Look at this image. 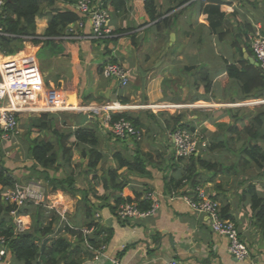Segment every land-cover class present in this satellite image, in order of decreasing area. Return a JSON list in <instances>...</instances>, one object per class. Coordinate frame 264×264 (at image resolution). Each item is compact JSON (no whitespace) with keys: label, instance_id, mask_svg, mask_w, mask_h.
Returning <instances> with one entry per match:
<instances>
[{"label":"crops","instance_id":"0c3cea01","mask_svg":"<svg viewBox=\"0 0 264 264\" xmlns=\"http://www.w3.org/2000/svg\"><path fill=\"white\" fill-rule=\"evenodd\" d=\"M143 3L144 0H125V5L119 4L120 9L110 4L111 38L93 42L67 40L62 47L66 51L65 56L55 57L54 49H44V42L27 45L25 52L18 55L22 61H26L31 46L42 71L45 89L59 90L71 105H122L118 100L120 97L129 99V104L122 106L129 107L124 112L141 118V141L135 143L134 140L115 139L102 122V115L84 113V110L76 108L51 113L55 117L52 130H30L33 115H26L20 121V134L10 142H0L6 165L22 181V186L39 183L27 181L29 173L23 169L32 163L29 140L54 141V130L69 135L79 127L96 129L103 154L97 180H93V175L83 173L82 149L76 147L73 148L72 163L67 167L72 170L66 168L68 174H73L81 188L94 189L103 195L101 177L107 170L116 169V151L131 156L138 151L141 158L147 160L146 171L119 170L121 180L128 185L121 195L136 201L138 195L140 200H144L147 193L154 192L160 208L153 216L125 220L115 216L109 208L96 211L95 222L105 229H112L113 236L102 246L105 250L98 258L87 259L83 264H167L172 259L183 264H264L262 234L256 226L255 215L246 195L249 176L253 177L252 184L257 190L264 192V168H253L246 172L239 170L237 175L202 172L203 180H207L202 184L203 189L219 203L222 218L236 224L240 238L251 251L250 259L243 261L232 257L229 240L213 233L207 218L191 209L185 200L194 192L189 182L172 192L166 186V182L172 178L181 179L189 164L188 159L176 158L171 138L180 117L179 125L198 128L206 136L211 146L204 154L207 159L225 161L226 165H230L236 158L232 152L216 150L212 145L235 138L236 135L228 129L234 127L237 120L241 119L238 122L240 127L245 126L243 115L249 111L245 109L247 107H238L239 103L258 100L247 98L241 83L228 78L227 69L235 65L242 70L245 62L258 68L257 62L252 64L249 61V57L255 58L242 46L239 38L247 24L251 26V32L257 27L264 30V4L253 6L233 0L219 32L204 23L199 7H188L178 15L174 26L160 35L157 21L149 23L146 11H140ZM157 6V13L166 17L164 10L169 6L168 0H157ZM86 24L89 28V22ZM47 27V16L37 19L39 37L45 35ZM58 49L55 48V52ZM42 50L49 61L47 67L38 59ZM108 63H119L126 69L130 78L126 89H121L116 81L103 77V68ZM209 83L211 88L208 90L206 87ZM159 104L202 105L186 106L177 113L169 114H156L144 107ZM69 141L71 146L73 139L69 138ZM12 145L16 147L13 152L10 151ZM40 183L47 196L58 194H53L46 183ZM63 194L66 203L74 208L69 215L74 216L78 201ZM90 200L92 204H98L97 200ZM114 203V197H111L110 204ZM78 220L80 223L85 221ZM12 263L11 258L6 262Z\"/></svg>","mask_w":264,"mask_h":264},{"label":"trees","instance_id":"16d2710c","mask_svg":"<svg viewBox=\"0 0 264 264\" xmlns=\"http://www.w3.org/2000/svg\"><path fill=\"white\" fill-rule=\"evenodd\" d=\"M5 1L4 10L0 14V27L10 36H0L1 51L6 52L9 56L24 53L23 38L39 37L37 19L47 16L48 27L43 36L47 39L43 41V47L44 49H54L55 57L66 55V51L62 47L66 45L67 40L63 37L66 36L67 27L81 19V15L71 8L79 0ZM232 1L168 0L169 6L164 10L165 17L164 14L157 13V0H144L140 11H146L149 23L157 21L158 32L161 35L165 30L174 26L178 15L186 11L188 7H199L203 12L204 23L219 32ZM239 1L253 6H257L259 3L264 4V0ZM94 3L100 4L104 8L112 4L116 9H120L119 4L125 5V0H94ZM250 32L251 26L245 25L239 42L253 55L246 38ZM40 43V39L33 41V44L36 45ZM133 43L136 45L137 42L134 41ZM55 48H59L57 52H55ZM14 61L22 62L21 56H17ZM227 74L229 79H235L241 83L243 93L248 96L247 98L264 99V76L259 68L245 62L242 70H239L235 65L229 66ZM210 88L211 83L207 85L206 89L209 90ZM118 100L122 105H127L130 102L129 99L121 97ZM248 111L247 114L243 115V120L246 121L244 127L238 125V122L241 121L239 119L234 127L228 129L229 132L236 135L235 138L212 145L216 150L232 152L236 156L233 162L226 165L225 161L214 162L204 155L193 156L188 159L189 164L181 179L172 178L166 182L170 192L180 189L187 181L194 191L191 197L197 198V189L203 188L202 184L207 182V180H203V171L212 172L214 175L226 173L237 175L240 171L246 172L253 168H264V106ZM150 117L154 119L153 115ZM54 119V115L50 113L42 114L39 117L33 116L30 119V130H52L55 127ZM121 119L129 121L138 130L143 126L141 118L130 112L116 113L112 115L111 122L106 124L111 136H114V123ZM180 123L181 117L174 125L175 130L190 129L179 125ZM54 132L56 138L51 142L29 140L32 163L23 169L29 173L27 181L35 180L39 183H46L48 188H52L53 193H65L77 199L76 212L74 216L67 215L68 223L66 225L64 222L62 223L61 216L55 211L49 210L45 204L34 205L28 202L22 212L30 216L31 226L24 232L16 233L10 216L13 207L4 201L2 202V199L6 189L15 188L23 183L14 176L13 171L6 165L4 153L0 148V185L2 186L0 190V237H4L7 248L6 255L1 260L2 264H6L9 258L13 260L12 264H83L87 259H94L96 253L113 236L112 229H105L95 222L94 213L96 211L109 208L117 216L118 209L122 204L136 202L139 210L144 212L152 206L151 201L140 200V195L136 201L121 195L128 185L124 180H121L118 174L119 170L127 168L129 171L138 173L146 171L147 160L142 159L138 151L135 156L123 151H116L114 156L117 163L116 169L107 170L101 177L104 194L100 195L94 189L81 188L73 174H68L66 170L67 166L72 163L73 148L76 147L82 149L83 173L87 176L93 175V180H97V170L103 159L99 132L87 127H79L69 135L60 134L57 130ZM69 138L73 139L71 146ZM135 143L138 142L135 141ZM210 147L209 145L205 150L206 153ZM176 158L178 160L183 159ZM252 181L253 177L249 176L246 195L249 197L255 215L256 226L261 231L264 248V192H259ZM111 197H114V205L110 204ZM90 198L97 200L98 204H92ZM78 218L82 221L85 219V221L80 223ZM62 226L65 234L58 235L56 230L61 229ZM83 229H93V234L85 235Z\"/></svg>","mask_w":264,"mask_h":264},{"label":"built area","instance_id":"2783aa9c","mask_svg":"<svg viewBox=\"0 0 264 264\" xmlns=\"http://www.w3.org/2000/svg\"><path fill=\"white\" fill-rule=\"evenodd\" d=\"M5 0H0V14L4 10ZM81 15L75 24L67 27L66 36L63 39L69 41H103L111 38L113 33L110 29L111 10L102 5L94 3V0H79L71 7ZM89 22V28L87 24ZM0 36L9 37L0 27ZM253 56L264 76V30L257 27L246 37ZM25 47L33 44L34 40L45 41V37L23 38ZM21 54L9 56L0 49V142H10L20 134V121L23 115L40 116L42 114H56L68 112L69 109L76 108L84 110L85 113H96L102 115V122L106 125L112 120V115L123 113L127 106L118 104H93L86 106L71 105L59 90H46L43 81L42 71L37 62L14 61ZM103 77L116 81L121 89L129 86L130 78L126 69L119 63H108L102 71ZM43 95V99H42ZM238 107L264 105V99L251 100L239 103ZM178 104H159L144 106L154 113L173 112L185 109L186 106ZM74 106V107H71ZM142 107V106H141ZM171 107V108H168ZM121 108V109H115ZM204 108V107H197ZM114 138L117 140H135L140 142L142 134L129 121L121 119L113 125ZM199 130L177 129L171 134L175 156L189 159L193 156H200L209 147L208 140L201 136ZM54 194V193H53ZM151 201L152 206L148 211H141L136 202L122 204L117 213L120 219H143L155 215L160 204L154 192H149L144 197ZM191 209L207 218L210 229L213 233L224 236L229 240V253L237 260H248L251 251L246 243L240 238L239 231L235 223L222 218L219 203L215 202L203 188L197 189V198L186 197ZM3 201L12 206L10 213L14 231L21 233L31 226V218L22 212L28 202L34 205L45 204L49 210L55 211L61 216L62 223H68L69 207L63 193L47 196L45 188L41 183H32L26 186L17 185L4 191ZM98 217V215H97ZM93 229H83L85 235H90ZM102 247L97 252L98 258ZM4 237H0V261L6 255ZM167 264H183L179 260L172 259Z\"/></svg>","mask_w":264,"mask_h":264},{"label":"rangeland","instance_id":"374dc122","mask_svg":"<svg viewBox=\"0 0 264 264\" xmlns=\"http://www.w3.org/2000/svg\"><path fill=\"white\" fill-rule=\"evenodd\" d=\"M34 53H35V51H34ZM253 54V53H252ZM38 59L40 60V62L45 66V67H47L48 66V64H49V61L47 60V58H46V54H45V52L42 50L40 53H39V55H38ZM248 102V101H247ZM77 106H83V105H77ZM262 106H264V105H258V106H248L247 108H245V109H247V110H254V109H256V108H260V107H262ZM178 111H173V112H165L164 114H169V113H177ZM85 113V112H84ZM87 113H90V112H87ZM23 117H26V115H23ZM23 117L21 118V119H23ZM195 131H197L198 130V128H195L194 129ZM200 132V133H199ZM199 134L201 135V136H204V137H206L205 135H204V133L202 132V131H200L199 130ZM12 148H11V152H13L14 150H15V146H11ZM10 152V153H11ZM206 152H204V153H202L201 155H204ZM205 156V155H204ZM177 157V156H176ZM68 166H70V165H68ZM67 166V167H68ZM69 169H71L72 170V168H67V170H69ZM72 206V204H70V203H68L67 204V207H69V212H72V211H74V208H72L71 207ZM76 208V207H75ZM70 214V213H69ZM98 216H99V214H97ZM63 229H64V227L62 226V228L61 229H57L56 231L58 232V235L59 234H61V233H63V234H65L64 233V231H63Z\"/></svg>","mask_w":264,"mask_h":264},{"label":"bare ground","instance_id":"6f19581e","mask_svg":"<svg viewBox=\"0 0 264 264\" xmlns=\"http://www.w3.org/2000/svg\"><path fill=\"white\" fill-rule=\"evenodd\" d=\"M30 45V44H29ZM30 52L28 53V57H27V59L28 60H32L33 62H35V58H34V51L35 50H32V47L30 46Z\"/></svg>","mask_w":264,"mask_h":264},{"label":"water","instance_id":"95a60500","mask_svg":"<svg viewBox=\"0 0 264 264\" xmlns=\"http://www.w3.org/2000/svg\"><path fill=\"white\" fill-rule=\"evenodd\" d=\"M248 59H249V61H250L252 64H255V63H256V60L253 59L252 57H249ZM256 64H257V63H256ZM257 65H258V64H257Z\"/></svg>","mask_w":264,"mask_h":264}]
</instances>
